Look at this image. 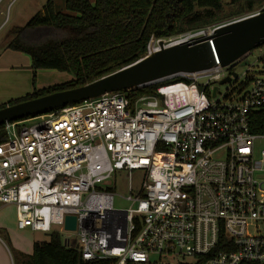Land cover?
Segmentation results:
<instances>
[{
	"label": "built area",
	"instance_id": "2783aa9c",
	"mask_svg": "<svg viewBox=\"0 0 264 264\" xmlns=\"http://www.w3.org/2000/svg\"><path fill=\"white\" fill-rule=\"evenodd\" d=\"M263 12L264 1L166 45ZM234 67L157 82L135 102L115 92L6 124L0 207L16 208L19 230L59 235L85 262L264 264V73L220 94L237 84ZM118 172L129 180V210L113 206Z\"/></svg>",
	"mask_w": 264,
	"mask_h": 264
},
{
	"label": "trees",
	"instance_id": "16d2710c",
	"mask_svg": "<svg viewBox=\"0 0 264 264\" xmlns=\"http://www.w3.org/2000/svg\"><path fill=\"white\" fill-rule=\"evenodd\" d=\"M264 0H66V13L48 0L24 27L11 32L6 49L31 58L37 71L54 70L73 80L12 100L0 109L93 83L147 56L153 39H171L187 32L220 25L250 12ZM226 6H229L226 9ZM182 81L174 78L165 84ZM34 82V81H33ZM159 85L125 92L131 102L153 96ZM259 131L263 129L258 127ZM7 139L0 126V145ZM1 234V231H0ZM15 264H103L85 262L74 248H65L59 235L35 244L32 255L16 251Z\"/></svg>",
	"mask_w": 264,
	"mask_h": 264
},
{
	"label": "water",
	"instance_id": "95a60500",
	"mask_svg": "<svg viewBox=\"0 0 264 264\" xmlns=\"http://www.w3.org/2000/svg\"><path fill=\"white\" fill-rule=\"evenodd\" d=\"M154 40V39H153ZM264 46V12L217 28L212 36L167 46L136 63L76 89L57 92L0 109V126L34 118L115 92H129L183 75H194L238 64ZM249 65L248 61L241 64ZM237 77V74L234 73ZM230 82L226 78L222 84ZM66 230H76V218H66Z\"/></svg>",
	"mask_w": 264,
	"mask_h": 264
},
{
	"label": "rangeland",
	"instance_id": "374dc122",
	"mask_svg": "<svg viewBox=\"0 0 264 264\" xmlns=\"http://www.w3.org/2000/svg\"><path fill=\"white\" fill-rule=\"evenodd\" d=\"M0 0V43L4 41L10 32L16 28L24 27L27 22L40 12L46 5L48 0ZM56 9L59 12L66 13L65 2L66 0H54ZM94 3L95 0H89ZM13 2V3H12ZM227 1L225 4H228ZM229 6H226L228 9ZM202 30V29H201ZM190 32L184 33L186 35ZM181 36V35H179ZM175 36L173 38H176ZM165 44L168 39H163ZM158 47L159 40L154 39L150 43V47ZM247 60L249 66L243 67L237 65L234 67V72L239 76L237 84L233 88L228 85L220 86V94H226L227 91H236L239 86L245 83L247 78H259L264 73L262 69V62L264 61V46L253 50L248 56ZM248 73V74H247ZM73 75L69 73L54 71V70H40L37 71L34 82H32L33 92L47 87L65 84L73 80ZM133 197H135L140 188L141 174L134 172L132 176ZM115 188L113 206L117 210H129L132 208V202L126 199L130 196L129 193V180L125 173L118 172L115 175L114 182L112 181L111 188ZM1 212V211H0ZM7 227L6 234H0V264H12L11 259L14 261V253L16 251L22 252L26 255H32L35 244H43L50 241V235L41 232H31L30 230H19L16 223L14 210L6 208L1 212V215ZM3 231V230H1ZM15 264V263H14Z\"/></svg>",
	"mask_w": 264,
	"mask_h": 264
},
{
	"label": "crops",
	"instance_id": "0c3cea01",
	"mask_svg": "<svg viewBox=\"0 0 264 264\" xmlns=\"http://www.w3.org/2000/svg\"><path fill=\"white\" fill-rule=\"evenodd\" d=\"M15 1L16 0L13 2ZM12 38L13 36L10 32V35H7L4 41L0 43V106L12 100L23 98L34 92H31V90H33V70L31 68V58L26 54L6 49V46ZM6 208L14 210L17 223L16 208L14 206H2L0 207V211L2 212ZM6 224L5 219L0 216V231L3 230L1 231V234L5 235L6 232H8L7 228L9 227H7ZM11 262L14 264L13 259H11Z\"/></svg>",
	"mask_w": 264,
	"mask_h": 264
},
{
	"label": "bare ground",
	"instance_id": "6f19581e",
	"mask_svg": "<svg viewBox=\"0 0 264 264\" xmlns=\"http://www.w3.org/2000/svg\"><path fill=\"white\" fill-rule=\"evenodd\" d=\"M156 48H158V47H155V48H152L154 51L156 50Z\"/></svg>",
	"mask_w": 264,
	"mask_h": 264
},
{
	"label": "flooded vegetation",
	"instance_id": "af4514ba",
	"mask_svg": "<svg viewBox=\"0 0 264 264\" xmlns=\"http://www.w3.org/2000/svg\"><path fill=\"white\" fill-rule=\"evenodd\" d=\"M237 65H240V63H239V64H237ZM237 65H235V66H237Z\"/></svg>",
	"mask_w": 264,
	"mask_h": 264
}]
</instances>
